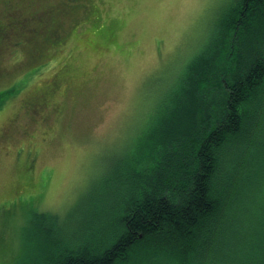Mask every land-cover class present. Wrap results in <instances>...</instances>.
Returning <instances> with one entry per match:
<instances>
[{
  "label": "rangeland",
  "instance_id": "obj_1",
  "mask_svg": "<svg viewBox=\"0 0 264 264\" xmlns=\"http://www.w3.org/2000/svg\"><path fill=\"white\" fill-rule=\"evenodd\" d=\"M240 1L82 0L70 13L66 0H0L1 15L10 2L33 19L66 6L42 59L24 41L42 42L34 26L0 47V264H40L35 209L83 228L116 203L104 196L110 170Z\"/></svg>",
  "mask_w": 264,
  "mask_h": 264
},
{
  "label": "trees",
  "instance_id": "obj_2",
  "mask_svg": "<svg viewBox=\"0 0 264 264\" xmlns=\"http://www.w3.org/2000/svg\"><path fill=\"white\" fill-rule=\"evenodd\" d=\"M65 10L33 24L43 39L34 60L57 41ZM4 21L0 47L20 42L25 31ZM122 160L104 195L116 203L101 221L98 211L86 227H65L32 212L40 264H264V0L224 13Z\"/></svg>",
  "mask_w": 264,
  "mask_h": 264
},
{
  "label": "flooded vegetation",
  "instance_id": "obj_3",
  "mask_svg": "<svg viewBox=\"0 0 264 264\" xmlns=\"http://www.w3.org/2000/svg\"><path fill=\"white\" fill-rule=\"evenodd\" d=\"M68 3L70 2V0H66ZM6 3V2H5ZM8 6V8H6ZM5 9H6V11L4 10V14H0L1 16H0V18L4 21V22H11L12 21V19H14V23L16 24V27H13V29L14 28H17L18 27V30H20L21 29V31L23 32V31H25L26 29H25V25H27V26H33L32 24H35L36 22H37V20H38V15L36 16V18H34L33 19V16L34 15H23V14H17V16H14V13L16 12V10H17V8H18V4H16V3H7V4H5ZM55 7V6H54ZM59 8H61V6H57V10L59 11ZM15 11V12H14ZM29 18V19H28ZM8 34H6L5 36H7ZM17 35L18 36H21L22 34L21 33H17ZM13 37V36H12ZM7 38V37H6ZM11 39H15V37L14 38H11ZM24 41L28 44V45H30L31 47H32V44L31 43H28L29 42V40H27L26 41V39L24 38ZM6 42V41H5ZM1 43V42H0ZM15 44L16 43H20V42H14ZM14 44V45H15ZM16 45H18V44H16ZM2 49V48H1ZM4 74V71H3V69H2V67H1V65H0V75H3Z\"/></svg>",
  "mask_w": 264,
  "mask_h": 264
}]
</instances>
